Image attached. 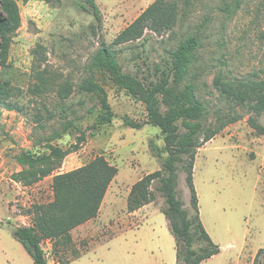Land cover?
<instances>
[{
    "label": "rangeland",
    "instance_id": "1",
    "mask_svg": "<svg viewBox=\"0 0 264 264\" xmlns=\"http://www.w3.org/2000/svg\"><path fill=\"white\" fill-rule=\"evenodd\" d=\"M156 1L95 0L101 14L97 21L80 0H16L20 26L0 66V82L12 87L11 101L18 104L0 114V264H33L12 229L32 225L35 206L53 200L54 174L97 156L117 169L99 212L65 236L42 238L47 264H175V242L155 183L149 187L150 202L128 208L134 184L159 170L166 156L150 148L151 141L163 148L160 130L149 124L127 126L124 117L145 121V105L117 87L105 71L90 70L88 64L96 49L109 46L122 72L147 84L158 78L169 52L197 30L200 46L190 80L206 106L201 123L209 128L239 116L196 150L193 184L199 215L220 249L201 264H253L257 251L264 249V134L248 122L252 116L264 125V111L257 115L220 97L213 82L219 73L264 81V0H161L156 19H170V27L146 28L138 40L112 43ZM84 78L105 90L114 112L110 124L93 127L101 106L95 95L78 91ZM65 88L71 93L61 99L59 92ZM78 130L85 133L84 143L52 175L30 185L13 179L22 169L16 161L21 150L46 152L47 143L65 149L76 142ZM185 175L180 167L176 189L189 209ZM262 257L263 252L260 261Z\"/></svg>",
    "mask_w": 264,
    "mask_h": 264
},
{
    "label": "trees",
    "instance_id": "2",
    "mask_svg": "<svg viewBox=\"0 0 264 264\" xmlns=\"http://www.w3.org/2000/svg\"><path fill=\"white\" fill-rule=\"evenodd\" d=\"M80 1L86 4L82 7L90 10L97 21L101 19L95 0ZM160 1L151 4L122 29L112 43L120 45L138 40L143 37L146 28L159 31L161 29L159 25L170 27L173 22L170 19L163 17H160V20L156 19V6ZM19 26V7L16 0H0V66L6 62L9 45ZM199 46L200 36L197 30L186 36L169 52L164 68L159 69L158 78L147 84L124 74L115 51L109 46L101 45L96 49L88 64L90 70L105 71L117 87L145 105V121L135 122L124 117L127 126L140 128L144 124H149L160 130L163 148L159 150L152 141L150 148L158 156L162 153L166 156L162 159L159 170L146 174L134 184L133 197L128 200V208L136 210L150 202L153 194L149 187L155 183L154 190L164 200L161 211L175 242V264H201L220 250L200 219L193 184L194 158L199 147L218 134L225 125L239 119V116L231 115L216 126L203 127L201 119L205 115L206 106L196 96L198 88L196 83L190 80L194 53ZM213 82L220 97L233 101L243 108L246 106L257 115L264 111V81L257 83L229 79L219 73ZM77 89L79 92L93 94L99 99L101 111L95 117L93 127L110 124L114 112L103 87L91 78H84ZM70 93L71 89L65 88L59 92V96L66 99ZM12 95V87L8 83L0 82V114L1 109L14 110L18 107L16 102L11 101ZM248 122L257 133L264 134V125H260L254 117L250 116ZM78 133L80 135L77 136L76 142L65 149L47 143L46 152L21 150L16 156V161L22 169L13 174V179L30 185L52 175L53 171L60 167L63 159L77 151L84 143V131L78 130ZM180 167L186 174L189 209L184 208V202L176 189ZM116 173L115 166L103 156H97L81 167L53 175V200L35 206L37 212L32 225H21L12 229L14 238L21 243L33 264H47L45 252L41 247L42 238L65 236L98 214L104 195ZM262 252L263 257L260 261L259 256ZM81 255L82 253L73 260ZM253 264H264V249L257 251Z\"/></svg>",
    "mask_w": 264,
    "mask_h": 264
},
{
    "label": "crops",
    "instance_id": "3",
    "mask_svg": "<svg viewBox=\"0 0 264 264\" xmlns=\"http://www.w3.org/2000/svg\"><path fill=\"white\" fill-rule=\"evenodd\" d=\"M29 3H30V2H29ZM29 3H28V4H29Z\"/></svg>",
    "mask_w": 264,
    "mask_h": 264
}]
</instances>
